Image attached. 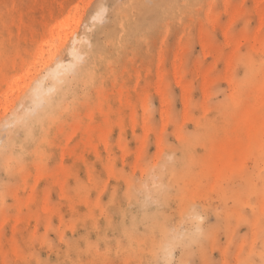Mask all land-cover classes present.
<instances>
[{
	"label": "rangeland",
	"instance_id": "obj_1",
	"mask_svg": "<svg viewBox=\"0 0 264 264\" xmlns=\"http://www.w3.org/2000/svg\"><path fill=\"white\" fill-rule=\"evenodd\" d=\"M124 2L0 0V264H264V0H177L111 46ZM158 189L168 242L138 200Z\"/></svg>",
	"mask_w": 264,
	"mask_h": 264
},
{
	"label": "bare ground",
	"instance_id": "obj_2",
	"mask_svg": "<svg viewBox=\"0 0 264 264\" xmlns=\"http://www.w3.org/2000/svg\"><path fill=\"white\" fill-rule=\"evenodd\" d=\"M177 0H125L122 5L117 6L111 12V22L109 25L102 30L109 40V45L115 46L119 42L125 41L127 38H136L140 33L146 31L149 26L156 22L162 16L167 15V13L172 12L176 7ZM49 11H52V5L48 6ZM74 13L68 15L65 19L57 20L54 25L50 28L44 26V22L40 23L39 26L45 28L46 32L49 33L48 39L43 43L48 46H52L56 38L61 39L62 36L68 35L69 32L75 27L74 24H79L81 15L76 9ZM64 18V17H63ZM159 21V20H158ZM72 22V23H71ZM56 31V33H54ZM66 38V37H65ZM77 41V39H76ZM106 46L101 44L97 39L93 42L92 51L95 54H99L105 49ZM73 56H77L78 52L76 48L73 47ZM54 65L51 66L52 73L56 72V68L60 66L61 61L55 60L52 62ZM51 65V64H50ZM41 83H36L28 88V94L32 96L34 102L39 103L41 101L42 91L39 88ZM65 95L61 92L55 97L50 96L45 98V107L38 112L34 117H29L28 121L22 126L24 138L22 139V144L32 141L34 139V133H32L33 124L36 122H44L50 114L58 111L59 106L63 102ZM4 145H10L11 140L7 139ZM161 189L149 192L148 190H143L142 196L138 199L141 202H148L145 204L143 211H141L142 218H144L149 225L146 226V230L149 232H159L162 242L170 241L171 237L167 230V227L162 226L164 219L160 218L158 212V204L164 202V196L160 194ZM129 200V199H128ZM127 200V201H128ZM137 200V196H133L130 201Z\"/></svg>",
	"mask_w": 264,
	"mask_h": 264
}]
</instances>
